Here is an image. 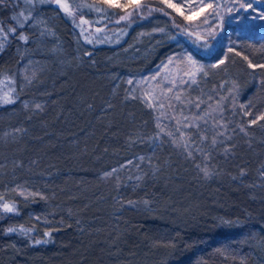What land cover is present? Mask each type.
Segmentation results:
<instances>
[{
  "label": "trees",
  "instance_id": "trees-1",
  "mask_svg": "<svg viewBox=\"0 0 264 264\" xmlns=\"http://www.w3.org/2000/svg\"><path fill=\"white\" fill-rule=\"evenodd\" d=\"M64 1L71 16L41 0L0 3V26L17 27V36H9L0 51V190L7 188L0 195V264H264L263 246L236 250L243 246L242 232L264 245V194L252 198L247 190L264 167V130L258 125L264 121V69L248 66L264 64V31L254 33L247 25L240 28L239 43L226 47L229 32L239 27L232 12L216 20L213 38L208 29L189 36L188 22L160 0L140 2L163 12L133 11L120 23L128 10L103 0ZM21 12L32 13L23 29ZM40 16L72 53L63 58L77 55L78 63L48 67L53 56L37 50L46 37L33 26ZM81 20L91 33L105 30L108 41L91 35L93 42L76 53ZM20 32L27 44L18 39ZM137 39V46L149 43L150 50L116 68L117 53ZM181 51L211 65L194 88H204V95L190 88L187 98L224 101L220 123L228 128L220 131L229 138L213 147L211 130L200 131L207 136L204 145L195 131L188 133L208 158L200 152L188 157L167 136L155 140V111L130 97L127 77L146 74ZM218 57L225 63L215 67ZM30 59L44 65L25 82L22 71ZM113 169L118 171L106 175ZM5 203L14 211H5ZM216 217L244 224L230 232Z\"/></svg>",
  "mask_w": 264,
  "mask_h": 264
},
{
  "label": "rangeland",
  "instance_id": "rangeland-1",
  "mask_svg": "<svg viewBox=\"0 0 264 264\" xmlns=\"http://www.w3.org/2000/svg\"><path fill=\"white\" fill-rule=\"evenodd\" d=\"M240 1H242L243 4L245 3L246 7L243 9L234 10L232 12L233 14H236L234 16V18H236V19H234V20L237 21V25H239V27L234 28V30L229 32L227 39L224 41V45L226 47H230L234 44L237 45L239 43L238 38L241 36V33L239 32L240 28L245 30L247 28V25H251V29L254 33L264 31V0H236V7L237 8L240 4L239 3ZM122 2H123V0H122ZM174 2L184 3L185 0H174ZM219 2L221 3V0H219ZM221 5H223V4H221ZM229 6H231V1L229 2ZM56 7L59 8L58 5H56ZM195 7H199V3H197L195 5ZM221 11H222V13L224 11L228 12L224 8H222ZM245 12H247V14H249V19L245 18L246 17V16H244ZM185 14H188L187 8H185ZM52 17L53 16H51V19H52ZM203 19H204L203 16L196 17L194 15L192 25H199V27H196V29H201V30L208 29V25L202 23ZM208 19H209V22L212 23L213 25L216 23V20L213 21L212 17H208ZM77 25H78L79 31L74 32V39H75V42L77 45V47L75 46L76 53H77V51L81 50V48L84 47L85 42L88 40L87 38H89V36H91V35H94V36L100 35L101 37H102V35H103V37L105 35V37H104L105 41H108V39L110 37L107 34V32L105 33V30H103L99 33H97L94 30L93 33H91V31H89L87 29L85 24H81V22H80V25L79 24H77ZM33 26L39 32V34H40L39 36H45L46 37L45 39H43L44 42L46 41V44L44 43L43 46H41L42 44L39 45L37 50L41 51L40 49H42L43 53H48L49 55L53 56L52 57L53 59H51L47 62L48 67H52V65H53L55 67V69L56 68L61 69L62 67L63 68L64 67H70L73 64H76L79 62V58L75 54H74L75 57H72L69 59L63 58L66 55L65 52H68V53H71V52L65 51L66 49H64V44L62 43V41H60L58 31L53 29V25L50 24L48 19L46 20V19H44V16H40L33 23ZM82 29L86 30V31H84L83 34H81ZM173 38H175V37H173ZM137 40H138L137 42H133V43L129 44L122 51V53H117V57L114 59L116 65L118 64V67H116V68L123 67L124 64L126 63V60H130L134 57L144 55L146 53V51L150 50V47H148L149 43H147L143 46H137L140 42V39H137ZM43 41H41V43H43ZM71 55H72V53H71ZM189 56L192 58V61H195V67L201 68L202 70L196 74V82L195 83L181 85V84H179V80L181 78H183L184 80H188L189 77L187 75H185V72L192 70V65L188 61ZM74 58H75V60H74ZM169 58H175L172 64H168ZM166 64H167V67L164 66ZM42 65H44V64L39 65L38 62H36V60L30 59L25 64L23 71H22L24 81L27 82L30 79H32L37 72H39V71H41V69H43L42 67H40ZM210 66H211L210 64H206L202 61L197 60L188 51H181L178 53H173V54L169 55L163 61H161V62L153 65L151 68H149V70L147 71L146 74H144L142 72H136V73H133L132 76L127 77L126 78L127 81L129 79H132L134 82L133 85L128 84L129 92L133 87H135V91L132 92L131 94H133L134 96L140 97L147 104L148 107H149L148 103L145 101V99H143L144 92H145L146 88H152L153 89V93H152L153 96H159V97L164 99V103L166 105V107L164 109H159L158 107H155V102H154L153 107H149L155 111L157 125L158 124L167 125L168 124L167 117H170V116H176L178 118L181 115L188 116V117L194 116L195 114H193V113H197V111H198L194 107V103L200 102V101L204 102V103H201V109H203L204 111L209 110L207 108V105H211L213 108H215L217 105V102H219L220 109H219V112L216 113L215 115H216V119L220 122L221 114H222V108L224 107V101H223L222 97H219V96L213 97L212 100H209V98H210L209 97L208 99L204 100L203 98H200L202 95H204V90H203L204 88L201 87L198 91H196L197 89L196 90L194 89L195 87H197L199 82L202 81V78L206 76V71L208 70V68ZM56 72H58V71H56ZM152 76H156V80H150L149 78H151ZM144 79H149V83L147 85H145L143 83ZM157 81H159V83H157ZM170 81H176V87H174L173 93L167 92V89L169 87H172V84L170 83ZM190 88L191 89L193 88L195 93L197 94V96H200V97H197L196 100H189V98H187L186 93H188V90ZM174 94L179 95L181 99L179 101L176 100ZM165 97H171V99L169 100V99H166ZM169 103L173 105L172 108L167 107V105ZM191 105L195 108L194 111H192V109L190 107ZM189 112H192V113H189ZM263 124H264V121L261 123H258L261 130H264ZM158 131H159V129H158ZM13 134H15V133L11 131L8 135L12 136ZM263 137L264 136H262V138ZM257 140H258V138H257ZM126 177H129V175ZM257 178H258V180L256 182H254V184L247 186V190L249 193H251L252 198H254V197L258 198L262 194H264V167L259 169ZM5 190H0V195L4 194ZM18 192H19V190H18ZM22 193L24 194L25 192H22ZM19 194H20V192H19ZM20 195L21 196H27V195H22V194H20ZM215 219L218 221V224L220 226L227 228L230 232H236L237 229L242 227V225L244 224L243 222L239 221L238 219L232 220V219L223 218V217H216ZM246 234H248V233H246V232L241 233L242 240H243L241 245H243V246H241L239 249L236 248L237 254H242V251L244 249H246L244 246L248 247V246L253 245L255 247L257 245L258 247H262V246L264 247L262 242H260L259 240L256 239L255 234L252 235V238L245 237Z\"/></svg>",
  "mask_w": 264,
  "mask_h": 264
},
{
  "label": "snow or ice",
  "instance_id": "snow-or-ice-1",
  "mask_svg": "<svg viewBox=\"0 0 264 264\" xmlns=\"http://www.w3.org/2000/svg\"><path fill=\"white\" fill-rule=\"evenodd\" d=\"M4 0H0V3H3ZM42 3L44 2H51L59 6V9H61L65 14L71 16L72 12L69 9V6L67 3L63 2V0H41ZM103 3L108 5L110 8H117L121 10H128L126 15H121L119 16V19L116 21V23H120L122 21H126L133 15V11H136L138 14L141 12H151L153 10L155 11H161L163 12V8H156V9H151L147 4H141L140 0H103ZM160 3L163 5H166L168 9L173 10L174 13L178 14L180 17L183 18V21L188 22V26L192 27V31L188 32V35L191 36L195 33L196 27H199V25H192L193 17L194 15L196 17H201L203 16L204 19L202 21L203 24L208 25V30L206 34L210 37H215V32L212 30L214 25L209 22L208 17H212V20L215 21L217 19H223V13L221 11L222 8L226 9L228 12H233L234 10H239L245 7L243 3H240L238 8L236 7V0H231V6H229V3L226 2L221 5L219 0H185L184 3H177L174 2V0H160ZM199 3V7H195V5ZM87 7H91V5H86ZM185 8L188 10V14H185ZM98 12L102 11V9L97 8L96 9ZM107 15L111 16L112 13H108ZM165 15H168L167 12H165ZM20 16L23 17V22L18 23V27L20 29H23L27 22L32 19V13L29 12L27 15H25L23 12L20 13ZM13 19H16V17H13ZM87 21L81 20V24H85ZM179 26V24H178ZM187 31V28L185 29ZM84 29L81 30V34L84 33ZM95 31L97 33L103 31L101 28H96ZM161 31H163L161 29ZM9 36L16 37L17 36V27H11V28H5L3 26H0V51H2L5 47L4 41H7ZM18 39L22 41L23 43L27 44L29 42V38L23 34V32H20L18 34ZM196 39H201V36L199 34H196ZM97 40H100V37H97ZM87 43H92L93 41L88 39L86 41ZM119 41L117 40V43ZM205 46H207V42H205ZM229 52H232L233 49L229 48ZM236 55H240L239 52L235 53ZM175 58H169L168 64H172ZM245 60H248V57H244ZM188 61L192 65V70L186 71L185 75L189 77L188 80H184L181 78L179 80V84L184 85V84H192L196 82V74L200 72L202 69L201 68H196L195 67V61H192V58L189 56ZM217 63L214 65L215 67H219V65H222L225 63L224 59H221L220 57L217 58ZM167 67V64L164 65ZM248 66L250 68H262L264 69V64H253L251 61H249ZM150 80H156V76H152L149 78ZM149 79H144L143 83L147 85L149 83ZM129 85H133L134 82L132 79H129L127 81ZM159 83V81H157ZM172 84V87H169L167 89L168 93H173L174 87H176V81H170ZM135 91V87H133L130 90V97L135 99L134 95H131L132 92ZM153 89L152 88H146L144 92V97L145 101L148 103L149 107L154 106L155 102V107H158L159 109H164L166 107L164 103V99L159 97V96H153ZM175 95V94H174ZM166 99H171V97H165ZM176 100H180L179 95H175ZM223 99V98H222ZM4 103H14L15 101L11 98H5L3 100ZM201 103H204L203 101L200 102H195L194 107L198 110L197 113L192 116H183L181 115L179 118L176 116H170L167 117L168 119V124L163 125V124H158L157 127L159 129L156 137L154 138L155 140H161L164 136H167L170 138L171 142L177 146V147H182L184 148L186 154L188 157H193L194 152H200L202 155H204L206 158H208L209 153L203 152V149L199 146H193L191 143V137L188 135L190 131H195L197 135L199 136L200 140V145H204L207 141V136L206 135H200V131L203 130L205 133H207L209 130L212 131L213 133V139H212V146L215 147L217 144H222L227 137V132L226 131H220V129H227L228 125L220 123L216 119V113L219 112L220 109V104L217 102V105L215 108H213L211 105H207V108L209 109L208 111H204L201 109ZM37 109L40 108V105H36ZM168 108H172V104L167 105ZM222 119V117H221ZM260 120H264V116L259 117ZM211 122V123H210ZM252 124L256 123V119H253L251 121ZM241 132H245V128L241 127L240 128ZM141 160H144L145 157H140ZM129 163H132L129 161ZM123 167V166H122ZM199 167V166H197ZM118 169H113L111 172L106 173V175H113L116 173ZM205 175H207V171H205ZM3 209L7 212H13L14 208L10 207L8 204H3ZM9 233H14L17 231L15 228H9L7 230ZM45 235H49V233H45ZM47 243V241H40L37 240L35 241L36 244L39 243Z\"/></svg>",
  "mask_w": 264,
  "mask_h": 264
}]
</instances>
